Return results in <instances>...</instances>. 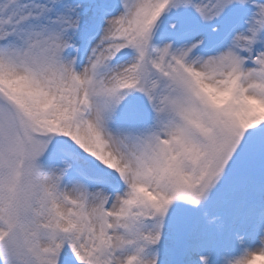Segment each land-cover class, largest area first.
I'll return each mask as SVG.
<instances>
[{"label": "snow or ice", "instance_id": "obj_1", "mask_svg": "<svg viewBox=\"0 0 264 264\" xmlns=\"http://www.w3.org/2000/svg\"><path fill=\"white\" fill-rule=\"evenodd\" d=\"M0 264H264V0H0Z\"/></svg>", "mask_w": 264, "mask_h": 264}]
</instances>
